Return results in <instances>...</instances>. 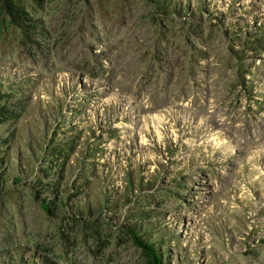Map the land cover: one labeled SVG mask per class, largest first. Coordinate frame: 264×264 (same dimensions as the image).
Returning a JSON list of instances; mask_svg holds the SVG:
<instances>
[{
    "label": "rangeland",
    "instance_id": "obj_1",
    "mask_svg": "<svg viewBox=\"0 0 264 264\" xmlns=\"http://www.w3.org/2000/svg\"><path fill=\"white\" fill-rule=\"evenodd\" d=\"M199 1L8 0L28 37L0 4V264H147L129 224L165 264H264V0ZM66 136L51 182L73 204L90 179L88 217L39 202L36 148Z\"/></svg>",
    "mask_w": 264,
    "mask_h": 264
},
{
    "label": "trees",
    "instance_id": "obj_2",
    "mask_svg": "<svg viewBox=\"0 0 264 264\" xmlns=\"http://www.w3.org/2000/svg\"><path fill=\"white\" fill-rule=\"evenodd\" d=\"M150 3L155 5L157 9H159L163 14L166 12L175 13L176 15H179L181 11L183 12H190L187 5H184V8L180 6L179 2H174V0H148ZM201 2V0L199 1ZM0 4H3V7L6 9L7 14L10 16V20L12 23H14L18 28L21 29L22 35L25 37H28L31 32V26L20 24L23 20L22 17L19 15V11L14 8V6H10L8 0H0ZM200 4V3H199ZM203 4V2H201ZM23 23V22H22ZM31 29V30H30ZM18 104V103H17ZM13 112L9 110V107L6 105L5 102H0V129L4 127L6 124L5 121H8V119L12 116ZM9 117V118H8ZM72 143L71 137L66 136V138L63 141L60 142H54L51 148H48L47 150L43 149L42 151L39 150V148H36L35 153H37V160L42 159L43 154L46 156V159L42 161V165L40 168V174L39 178H36V186L39 188L41 192L40 194H47L51 197V200H47L45 198H42L39 200L41 203V208L44 212L48 214V216H51L53 218H58L61 216V213L67 214L70 211H74L75 213L81 214L85 213L87 217L91 214L90 209L83 208L84 207V200L85 195L82 193L83 190L86 191L87 187L91 186V180L86 178L84 175L81 176L84 178L82 181H74L72 185H70L69 189H74V197L76 198V201L71 204L67 203V200L62 201L60 196H57L56 188L57 183L51 182L54 178L55 174L54 172L58 171V177H61L60 175L64 172L63 170L65 167H67L69 163V157L68 154L65 155L66 150L65 148L68 147V151L70 152L73 147L70 145ZM89 156H91L90 153H88ZM2 156L0 152V157ZM1 161H5L4 158H0ZM78 163V162H77ZM83 164V162H82ZM87 164L91 165L92 169L95 170V167H93L94 163L90 159V162H87ZM85 166H80L81 169H84ZM133 173L132 171L127 172L128 177V186L132 189L133 187ZM20 178L16 177L13 182L18 183L20 182ZM47 180V181H45ZM1 181V177H0ZM50 181V182H49ZM54 181V180H53ZM57 182V181H56ZM97 183V182H96ZM101 186V184H99ZM138 187H140L139 181H138ZM52 190H51V189ZM101 196L104 202L111 201L112 203L113 199L115 198V192L113 191V187L110 185L108 186L107 183H104V185L101 187ZM56 199H60L59 203L56 204ZM79 199V200H78ZM111 199V200H110ZM157 221H152L150 223L149 229L151 230H157L154 226ZM149 223V221H146V224ZM158 223V222H157ZM130 225V226H129ZM128 225V233L130 235V238L133 242V244L141 249L142 254L147 258V264H165V261L163 263V254L161 247L164 246V236L160 233L157 237V240L155 241H149L148 238H144L143 235H141V229L145 228V225L143 227H136L134 224ZM161 227L160 225L158 226ZM145 231V229L143 230ZM34 258L28 263L27 260L26 264H54L51 263L49 260L45 258H40L36 262L33 261ZM23 264V262H21Z\"/></svg>",
    "mask_w": 264,
    "mask_h": 264
}]
</instances>
